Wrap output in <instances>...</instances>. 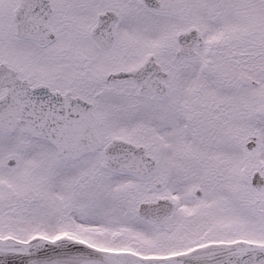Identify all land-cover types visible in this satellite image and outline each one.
Segmentation results:
<instances>
[{"label": "snow or ice", "instance_id": "6c2138e0", "mask_svg": "<svg viewBox=\"0 0 264 264\" xmlns=\"http://www.w3.org/2000/svg\"><path fill=\"white\" fill-rule=\"evenodd\" d=\"M0 264H264V0H0Z\"/></svg>", "mask_w": 264, "mask_h": 264}]
</instances>
